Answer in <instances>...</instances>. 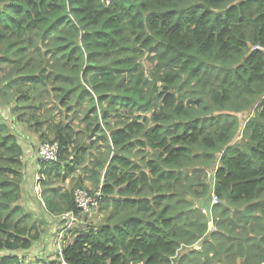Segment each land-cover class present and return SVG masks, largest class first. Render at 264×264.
Returning a JSON list of instances; mask_svg holds the SVG:
<instances>
[{"label": "trees", "instance_id": "1", "mask_svg": "<svg viewBox=\"0 0 264 264\" xmlns=\"http://www.w3.org/2000/svg\"><path fill=\"white\" fill-rule=\"evenodd\" d=\"M76 189L68 264H264V0H0V264Z\"/></svg>", "mask_w": 264, "mask_h": 264}, {"label": "built area", "instance_id": "2", "mask_svg": "<svg viewBox=\"0 0 264 264\" xmlns=\"http://www.w3.org/2000/svg\"><path fill=\"white\" fill-rule=\"evenodd\" d=\"M57 150L58 148L56 143H45L40 145L38 149L40 161H43L45 163L54 161L57 158ZM39 175L43 176L41 173ZM39 175L37 174V176L35 177L38 180H40L41 178ZM101 198L102 196L99 191H96L94 194H91L86 189H76L74 193L75 205L81 214L91 213L92 210L99 204ZM218 203H220V199L214 193H212L210 208L214 205H217ZM202 212L206 213V211L204 210ZM76 216L77 215H75L74 212H65L59 215V218L64 222V224L61 227L56 240V253L58 256H61L62 254V246L65 242L64 237L66 236V234H68V231H70L75 226V223H77ZM209 227L211 226L209 225ZM24 264H41V262L31 258V256L27 254L24 258ZM61 264H68L62 259V256Z\"/></svg>", "mask_w": 264, "mask_h": 264}, {"label": "rangeland", "instance_id": "3", "mask_svg": "<svg viewBox=\"0 0 264 264\" xmlns=\"http://www.w3.org/2000/svg\"><path fill=\"white\" fill-rule=\"evenodd\" d=\"M144 66H145V69L147 70V69H149V63H147L146 61H144ZM250 115H252V111H249V112H247V113H245V114H243L242 115V120L244 121L248 116H250ZM39 146H40V144H38L37 145V150H38V148H39ZM49 166V164L47 165V167ZM46 167V168H47ZM45 168V166L43 167V169H46ZM212 173H209V180H211L212 181V175H211ZM39 175V174H38ZM40 177H43V176H41V175H39ZM35 181H37L36 183H37V186H36V189H37V193H35L36 194V198H35V200H37V202H42V198H41V184H40V180H38L37 178H35ZM68 180L64 183V185L65 186H67V184H68ZM73 182H75V181H73ZM87 186L88 185H90L89 183H87L86 184ZM208 201H210L209 202V205H207V206H205V205H203V203L201 204L200 203V201H197L196 203H195V206L196 207H198L200 210H204V211H206V214L208 215V216H211L212 215V209L210 208V206H211V197H210V200H208ZM37 202L35 203L36 205H38V207H39V204H37ZM208 203V202H207ZM22 204L25 206V201L23 200L22 201ZM28 207V206H27ZM29 208V207H28ZM35 210H38V213H40V214H42L41 213V210L38 208H36ZM45 214L43 213V216H44ZM106 215H107V213H101V212H98L97 210H95L94 212H91L90 214H88L87 216L85 215V214H80V215H78V216H76L77 217V223H75V226L70 230V231H68V236H70L71 235V233H72V231H74L75 229H79V228H81V227H83V226H85V225H87V224H93V225H95V226H99V225H101L102 223H104V220H105V217H106ZM47 217H49V216H47ZM50 218V217H49ZM53 218V217H52ZM52 218H50V219H52ZM48 219V218H47ZM209 225L211 226V227H209V231L211 230V231H213V230H215V225H214V222H213V220H212V218L209 220ZM59 226H63V224H62V222L60 223V222H58L57 223V228H58V230H59ZM42 228L47 232V234H45L44 235V238L48 235V233L50 232V229L45 225V226H42ZM58 230L57 231H52L51 232V235L52 236H55V238L56 237H58L57 236V233H58ZM50 235V236H51ZM57 240V239H56ZM41 241H43V240H41ZM54 250H55V248H54ZM29 256H31V258H33V259H36L37 261H39L40 262V260L39 259H37L32 253H29Z\"/></svg>", "mask_w": 264, "mask_h": 264}, {"label": "crops", "instance_id": "4", "mask_svg": "<svg viewBox=\"0 0 264 264\" xmlns=\"http://www.w3.org/2000/svg\"><path fill=\"white\" fill-rule=\"evenodd\" d=\"M49 221H50V224H49L50 232L48 233V235L45 237L43 241L40 240L35 246H33L32 249L29 250V252L32 253L39 260H42L43 258L50 256L52 253L56 251V249L54 250V248L56 246L57 237L55 238V236H52L51 232L52 231L55 232L58 230L57 224L53 223L54 221L50 218H49ZM57 236H58V233H57ZM67 240L69 239L67 238Z\"/></svg>", "mask_w": 264, "mask_h": 264}]
</instances>
